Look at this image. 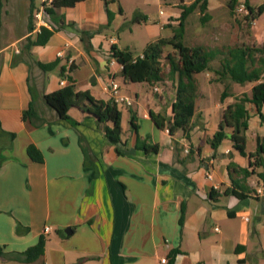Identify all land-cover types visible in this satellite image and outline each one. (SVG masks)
I'll return each mask as SVG.
<instances>
[{
    "label": "crops",
    "instance_id": "1",
    "mask_svg": "<svg viewBox=\"0 0 264 264\" xmlns=\"http://www.w3.org/2000/svg\"><path fill=\"white\" fill-rule=\"evenodd\" d=\"M191 1L166 2L170 10L155 12L134 5L128 14L122 0H111L107 8L112 20L106 26L104 0H81L57 9L53 17L44 16V26L53 29L52 35L44 44L29 45L28 38L34 40L39 31L34 23V29L28 30L30 0H2L0 126L16 135L0 149V245L9 254L26 250L41 235L47 239L37 260L0 256V264H161L172 248L180 250L175 264H240V260L242 264H264V195L254 194L255 188L264 186L263 181L254 174L247 177L245 185L252 192L243 199L224 193L232 187L227 164L247 167L249 159L232 147L228 130L215 150L209 144L222 110L237 96L249 94L254 83H232V94L221 100L223 85L213 72L196 73L191 129L188 136L181 130L170 134L155 125L150 112L164 117L167 125L175 99L173 85L131 82L110 55L112 45L131 51L136 48L135 39L145 47L158 38L171 37L179 4ZM43 2L47 1H34L38 9ZM263 2L248 0L254 9ZM219 5L207 0L206 10ZM132 14L146 19L125 25ZM263 14L249 21L250 37H242L235 25L227 38L220 30L224 23L218 34L209 32L208 37L205 30H199L198 35L213 42L207 48L236 43L259 46L264 42V24L258 18ZM119 27L122 32L129 30L125 43L115 32ZM56 59L59 64L52 70L44 71L38 65ZM61 67L74 80L75 91L111 100L107 83L113 77L120 93L131 99L130 105H117L121 153L106 139L105 124L77 104L68 110L67 120L46 104L44 94L59 89L63 78L67 83V77L60 75ZM30 102L36 123L22 119ZM246 107L245 146L253 152L256 138L264 136V122L252 103ZM261 111L264 115V105ZM138 138L157 145V151L137 148ZM29 144L41 152V163L28 156ZM257 172L264 174V165ZM45 226L49 231H44ZM67 227L70 234L64 232ZM80 258L84 259L78 263Z\"/></svg>",
    "mask_w": 264,
    "mask_h": 264
},
{
    "label": "trees",
    "instance_id": "2",
    "mask_svg": "<svg viewBox=\"0 0 264 264\" xmlns=\"http://www.w3.org/2000/svg\"><path fill=\"white\" fill-rule=\"evenodd\" d=\"M30 0V13L28 17V30L32 31L34 11L38 7ZM42 3L44 16L53 17L57 14V9L61 7L73 6L81 0H46ZM111 0H104L107 13V24L109 26L112 20V13L107 8ZM238 0H229L228 6L232 10ZM248 13L245 15L246 20H251L254 16L264 12V2L259 4L255 9L250 6L248 0H244ZM1 7L0 0V25H1ZM180 14L178 23L172 27L173 34L169 38L161 37L154 41L148 42L141 55L134 56L127 49H120L115 45L110 48V55L121 65V74L131 82H146L149 85L155 83L163 84L165 80H170L174 87L175 99L172 103V116L168 120V132L172 134L176 130H181L188 136L191 129V118L194 114L196 100V82L194 75L202 71H211L215 79L222 83L223 90L220 99L232 94V83L244 84L247 82L254 83L249 94L237 96L232 103L225 106L221 113V119L218 129L213 133L209 140L212 149H216L221 141L226 137V131H229V139L232 147L241 155L247 156L249 163L247 167H239L234 163H228L227 169L230 177L231 188L224 193H231L239 199L247 197V193L252 192L245 185L246 178L250 175H256L263 181L264 174L257 172V168L264 165V136L257 137L255 149L253 152L246 151V130L248 128L249 112L246 107L247 103H252L261 122H264V115L261 107L264 105V42L257 46L252 45H227L219 48H207L201 45L189 46L183 42L184 26L187 16L199 8L201 12L206 10L207 0H193L185 5L180 4ZM145 16L134 15L130 23L144 21ZM202 20H206V17ZM53 29L41 26L35 39L28 38L29 45L44 44L52 35ZM83 34H86L85 32ZM169 45L171 50L164 54V47ZM59 60L56 59L49 63L38 62V65L44 71H49L57 67ZM167 66V70H165ZM70 69L73 65L70 64ZM60 75L67 77V83L59 89L44 94V100L47 105L56 111L59 118L69 119L68 110L77 104L80 109L92 115L99 123H104V135L106 139L116 144V152L121 153L119 146L121 141V113L116 103L111 100H101L93 98L88 92L75 91L74 80L64 74V67L60 68ZM152 121L158 128H164L165 118L150 112ZM22 119H29L36 123L38 117L35 114L33 103L30 102L27 109L22 112ZM131 125L136 127L131 118ZM15 133L6 132L0 126V149L11 144L15 138ZM136 147L145 152H156L158 147L155 144H148L139 138L136 140ZM28 156L35 162L41 163L43 157L41 152L33 145L29 144L26 148ZM235 177H239L236 179ZM183 214L178 222L181 225ZM57 233L64 236L62 230ZM46 236L41 235L37 242L22 252L7 253L4 246L0 245V256L9 259L33 262L37 260L44 252ZM180 252L178 248L170 249L165 257V262L161 264H175V257ZM84 258H80L78 263ZM240 264L243 261H239Z\"/></svg>",
    "mask_w": 264,
    "mask_h": 264
},
{
    "label": "rangeland",
    "instance_id": "3",
    "mask_svg": "<svg viewBox=\"0 0 264 264\" xmlns=\"http://www.w3.org/2000/svg\"><path fill=\"white\" fill-rule=\"evenodd\" d=\"M170 1L179 2L180 0H122V5L124 6L126 13H128V14H129L128 11H130L129 9H132V7H134V5H139L140 7L142 6L147 11H150V12H155V11H158L159 9H161L163 11H168V10H170V6L166 2H170ZM189 1H191V0H187V2H189ZM215 1L220 3V5L217 6V8L211 9V10H205V11L201 12L199 10V8L197 7V8H195V10L193 12H191L187 16V18L185 20L186 30H185V33L183 35L184 44L189 45V46H193V45H201L204 47L208 46L209 43H213V42H210L209 40L207 41V40L203 39L202 34H201V38H200V36L198 35L199 30H205V32L208 34L207 36L209 37L210 33L211 34L212 33L218 34L219 29H220L219 26L222 23H224L225 28H221L220 30L226 34L227 38H229L231 35L230 34L232 31L231 27L235 26V25H237L239 27V32H240V35L242 37H250V35H251L250 34V26H249L250 22H249V20L245 19V15L238 14L234 9L231 10L228 6L229 0H215ZM185 5H187V4H185ZM132 15H134V14H132ZM131 17H133V16H131ZM205 17H206V20H202ZM34 18L35 17L33 16V19ZM130 19L129 20L127 19L126 21L124 20L125 25L128 26L131 24L129 22ZM258 22L264 24V14L258 18ZM122 30L123 29L119 27L115 32L121 36V38H122L121 42L125 43L129 40V36H130V35H128L129 30L125 29L123 32H122ZM138 34L136 35L137 38H138ZM140 38H141V35H140ZM135 40H136L135 41L136 42V44H135L136 48H130V50L134 56H137L142 51L141 49H143L144 44H143L142 40H137V39H135ZM212 41H217V40L215 39ZM227 42H228V39H227ZM254 44H256V43H254ZM166 52H167V49H164V54ZM165 70H167V66H165ZM163 84H164V86H167V87L172 86L171 85L172 82L170 80L166 81V82L164 81ZM248 147H251V143H248ZM254 148H255V141H254Z\"/></svg>",
    "mask_w": 264,
    "mask_h": 264
},
{
    "label": "built area",
    "instance_id": "4",
    "mask_svg": "<svg viewBox=\"0 0 264 264\" xmlns=\"http://www.w3.org/2000/svg\"><path fill=\"white\" fill-rule=\"evenodd\" d=\"M234 10L238 13V14H243L246 15L248 13L246 4L244 2V0H238L235 4ZM34 25L35 27L39 30V28L41 26L46 25V20L44 19V14L42 11V8H39L35 13H34ZM61 52H58V56H61ZM66 83V79L63 78L60 80V84L64 85ZM119 83L117 82V80L113 77H111L108 80L107 83V89L110 92L111 96H112V100L116 103V105H130L131 104V99L122 95L120 93V88H119ZM156 89V88H155ZM165 131L168 132V127L167 125L165 126ZM207 178L211 179L212 175L211 173H208ZM215 188L217 187L216 185L214 186ZM254 194L256 195H264V186H259L257 188H255ZM49 226H45L44 227V231L47 232L49 231ZM217 229V228H215ZM161 262H165V258H161Z\"/></svg>",
    "mask_w": 264,
    "mask_h": 264
},
{
    "label": "water",
    "instance_id": "5",
    "mask_svg": "<svg viewBox=\"0 0 264 264\" xmlns=\"http://www.w3.org/2000/svg\"><path fill=\"white\" fill-rule=\"evenodd\" d=\"M64 232H65L66 234H70V232H71V228H69V227L65 228V229H64Z\"/></svg>",
    "mask_w": 264,
    "mask_h": 264
}]
</instances>
